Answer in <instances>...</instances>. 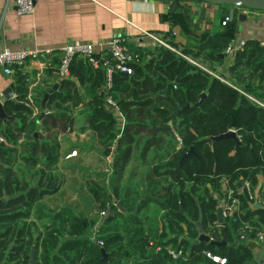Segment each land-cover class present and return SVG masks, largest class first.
Masks as SVG:
<instances>
[{"label": "trees", "instance_id": "trees-1", "mask_svg": "<svg viewBox=\"0 0 264 264\" xmlns=\"http://www.w3.org/2000/svg\"><path fill=\"white\" fill-rule=\"evenodd\" d=\"M236 19L195 50L177 51L197 63L222 61L218 55L233 42ZM126 45L139 61L132 63L131 74L114 72L107 92L102 66L94 68L75 54L68 75L60 78V53H55L48 73L54 72L57 88L38 121L41 98L51 85L38 90L33 100L39 112L33 115L26 104L24 65L14 69V97L4 100L14 119L5 124L0 119V264H220L207 252L224 258V264H257L239 234L243 225L264 231V205L253 203L238 184L248 180L264 197V105L258 103L264 104V49L258 41L244 40L227 77L163 46ZM107 94L124 117L120 133L105 105ZM76 115L82 128L95 133L101 156L113 152L112 174L107 180L102 174L97 181L85 177L93 209L46 210L42 200L63 183L56 171L58 135L72 131ZM153 127L165 138L152 136ZM230 128L239 143L231 137L210 139ZM142 134L147 135L143 155L155 148L156 161L140 182L121 184ZM228 189L238 205L218 223L216 209ZM107 208L109 215L100 221L99 211ZM196 222L212 241L225 244L198 240ZM168 246L182 255L172 258Z\"/></svg>", "mask_w": 264, "mask_h": 264}, {"label": "crops", "instance_id": "crops-1", "mask_svg": "<svg viewBox=\"0 0 264 264\" xmlns=\"http://www.w3.org/2000/svg\"><path fill=\"white\" fill-rule=\"evenodd\" d=\"M177 1L178 7L171 10L164 0H34V11L20 15L15 10L14 0H0V51L36 49L45 52L40 57L45 64L44 67L38 68L30 62L24 65L26 78L29 81L27 97L34 101V98L39 97L38 90L48 85H51L49 88L51 89L55 84L54 72L51 75L48 73L49 64L54 65L51 59L57 57L55 53L65 44L75 41L91 43L94 44L95 50L100 52L105 49L106 43L111 38L119 36L127 40L128 44L156 46L143 34L145 31L159 36L176 50H195L203 43L206 36L225 31V24L222 22L225 17L228 18L232 7L230 4ZM241 13L246 18L243 21L236 19L233 41L259 42L264 39V11L236 9V15ZM237 49L229 54L225 49L221 53L222 57L218 55L222 59L220 62L197 63L194 60L191 62L209 69L213 68L216 73L228 77L227 70ZM12 82L13 76L4 74L0 67V94L12 85ZM116 122L120 133L121 125L118 120ZM146 136V134L140 135L138 139L141 140L133 144L132 156L125 166L121 184L140 182L149 163L156 161L155 148H148L143 155ZM152 136L165 138L166 135L160 128L155 133L152 128ZM0 139L4 141L1 136ZM58 141L56 171L63 174V183L56 193L42 200V205L46 210H59L65 206L72 207L76 212L85 211L88 207L93 209L94 205L90 201L87 202L84 179L89 176L97 181L102 174L107 180L112 174L113 152L111 155L101 156V147L95 133L88 128H82L80 121L74 123L71 132L59 134ZM72 150H76V155L67 157L66 155ZM86 203L88 205L90 203V206H86ZM98 217L101 218L99 214ZM254 235L253 229L248 233L246 242L251 248L255 262L264 264V242L257 241Z\"/></svg>", "mask_w": 264, "mask_h": 264}, {"label": "built area", "instance_id": "built-area-1", "mask_svg": "<svg viewBox=\"0 0 264 264\" xmlns=\"http://www.w3.org/2000/svg\"><path fill=\"white\" fill-rule=\"evenodd\" d=\"M15 10L18 14H30L34 11V0H14ZM228 21V18L225 17L223 20V24ZM143 34L151 39L152 42L156 44V46H163L168 48L172 51L178 52L182 55L179 51H177L174 47L170 44L164 42L159 36L151 33V32H143ZM142 41V40H139ZM127 40L122 37L115 36L111 38L103 49L100 52L95 50L94 44L91 43H82L75 41L73 43L65 44L60 52L59 57V66H58V77H66L69 73L68 66L75 54H78L82 57H85L88 62L94 67L98 68L102 66L104 68V77H105V84H104V91L107 92L111 88L112 84V75L114 72L118 71L125 74L132 73V63L138 62L139 57L137 54L130 51L129 47L126 45ZM244 44V40H235L231 42L227 47L225 52L227 54L232 53L235 49L241 48ZM259 44L264 49V39L259 40ZM42 53L36 49L27 50L22 49L18 51H11V50H3L0 51V67L4 74L8 76H13L14 69L17 67H21L26 64V62H30L32 65L38 66V68L44 67V63L41 61L40 57H42ZM48 53V51L46 52ZM184 58H187L190 61H193L190 57L182 55ZM252 98V97H251ZM254 100V98H252ZM0 100H2V95L0 94ZM260 105H264L263 103L258 102ZM28 106L33 108V114H36V107L33 104L31 98L28 97L26 102ZM105 105L109 108V110L114 113L116 119L121 125V128L124 124V117L121 111L118 108L116 102L112 99L110 95L105 96ZM229 130H233L236 132L235 128H230ZM175 134V133H174ZM177 139L179 137L175 134ZM1 140V139H0ZM3 140V139H2ZM76 155V150H72L66 156H74ZM240 186L244 188L246 193L248 194L249 198L252 199L251 201L257 205L263 204L264 205V197H259L256 195L257 188L252 191L250 182L248 180H244L241 182ZM238 205V200L234 197V193L232 189H228L226 193V197L219 202L220 214L222 217V221L228 218L234 209H236ZM105 211H99V215L105 216ZM219 223V222H218ZM255 230V239L262 243L264 241V231L260 229L253 228L248 225H243L241 227V231L239 234L240 240L246 241L248 233L252 230ZM97 243L101 246L102 242L97 240ZM167 253L174 259L180 257L182 255V250L172 248L171 246L167 247ZM206 255L212 258L213 261L219 262L220 264L225 263L224 258H220L215 255H210V253H206Z\"/></svg>", "mask_w": 264, "mask_h": 264}, {"label": "water", "instance_id": "water-1", "mask_svg": "<svg viewBox=\"0 0 264 264\" xmlns=\"http://www.w3.org/2000/svg\"><path fill=\"white\" fill-rule=\"evenodd\" d=\"M166 3L169 4L171 10H173L174 8H177L178 7V1L177 0H164ZM193 1H201V2H210V3H213V4H230L232 7L230 8L229 10V15H228V20L232 21L233 18L235 17L236 15V9L238 8H247V9H254V10H263L264 11V0H193ZM246 16L244 14H237V20L238 21H243L245 20ZM219 56L222 57V54H219ZM12 85H10L9 87H7L2 93V100H0V119L2 120V122L5 124L7 121L9 120H13L14 117L12 115H8L4 109V100L6 99H10L13 97V89H12ZM57 88V83H55L51 89H49L47 92L44 93L42 99H41V112H40V115L38 117V120L41 119L43 117V115L45 113H47V109H46V102H47V99L49 97V95L55 91V89ZM204 96V94H201L199 96V100ZM158 128H155L153 127V131L155 133V131L157 130ZM226 137H231L233 139H235L237 141V143H239V140H238V137H237V134L235 131L233 130H227L226 132L224 133H221L219 135H215V136H210V139L211 140H217V139H220V138H226ZM193 151V148H190L189 150L185 151L182 155V157L190 152ZM238 186H240V183L238 184ZM257 205V204H256ZM119 206V204H118ZM180 210H181V206H180ZM109 208L106 209L105 211V215L108 216L109 215ZM216 215H217V218H218V222H221L222 221V217H221V214H220V208L218 207L216 209ZM105 216V217H106ZM196 227H197V230H198V240L200 241H206V242H211L215 245H221V244H225L224 241H221V242H215V241H212L210 239V237L204 233L203 229H202V226L200 224V222H196ZM264 242V241H263ZM101 252L103 254V256L105 257L106 253L104 251L103 248H101ZM33 259H34V250L31 249V252H30V263L33 262Z\"/></svg>", "mask_w": 264, "mask_h": 264}, {"label": "rangeland", "instance_id": "rangeland-1", "mask_svg": "<svg viewBox=\"0 0 264 264\" xmlns=\"http://www.w3.org/2000/svg\"><path fill=\"white\" fill-rule=\"evenodd\" d=\"M34 102V101H33ZM34 105H35V103H33ZM35 107H36V113H38L39 111H38V108H37V106L35 105ZM76 117H78L77 115H76ZM79 118V117H78ZM81 119L79 118L78 119V121H80Z\"/></svg>", "mask_w": 264, "mask_h": 264}]
</instances>
